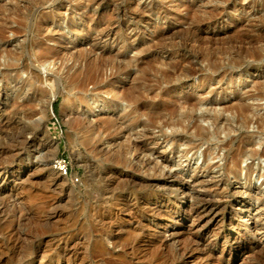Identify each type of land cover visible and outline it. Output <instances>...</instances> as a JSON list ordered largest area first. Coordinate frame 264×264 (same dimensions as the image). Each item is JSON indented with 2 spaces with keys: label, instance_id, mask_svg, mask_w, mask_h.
<instances>
[{
  "label": "rangeland",
  "instance_id": "1",
  "mask_svg": "<svg viewBox=\"0 0 264 264\" xmlns=\"http://www.w3.org/2000/svg\"><path fill=\"white\" fill-rule=\"evenodd\" d=\"M200 1L205 2V0H174L173 5H170L163 0H0V28H7L4 36L5 39L0 43V50L9 49L10 51H20L22 45L27 43L23 33L14 35L11 31L16 28L18 22H20L21 16H26L27 18L25 25H31V21L37 18L42 19L41 22L46 24L50 22L49 19H45L47 16L51 18V21L54 20L53 23L55 24L64 22V28H66L65 18L73 17L77 22V29L83 32L85 31V34H75L73 36L68 30L65 31L66 34L62 32L59 34L54 33L53 35L57 37L58 40L60 39L59 37H61L59 40L60 42L66 43L65 45H67L68 41H66V39L71 40V42L77 45L79 44V48H85L87 54L92 51V48L96 49L97 53L105 54L111 52V54L115 53V55H119V53L128 49L126 56L129 59L138 60L136 65L141 67L138 72H143L144 76L149 77L145 87L149 90L145 89L147 91V93H145V97L147 94V99H144L146 104L142 109L143 112L137 116V119L139 117L141 118V120L139 118L140 121H146L147 114L157 113L161 108L166 106L165 104L163 105L161 102L162 99L160 98L168 94L172 97L180 93L181 97L193 95L200 98L203 95L206 97L208 95L206 91L208 93V91L212 89V86L214 89H227L226 85H223V88L218 83L220 79L218 80L217 77H215L212 82L209 81L207 82L208 84L205 83L207 80L205 79L207 77L205 75L207 74L206 72H201L205 69L207 62H213L220 53H224V55H220V58L230 56L231 58H242L240 60L243 65L236 69L238 74L250 73L252 78H257L258 76L264 78V13H260L264 5V0H245V4H247L245 8H248L246 10L242 8L241 4L236 3V0H221L222 3L219 0L218 7L215 10L212 8V3L205 6L202 5V10H198V12L197 9H195V12H197L194 15L192 14L186 23L182 22L190 13V10L186 11L187 7H185V4L187 3L186 6H192L193 3L195 4ZM52 5L56 8L55 10L50 8ZM178 7L181 8L180 12H177ZM204 10H206L207 13L203 12ZM86 12L93 18L83 19V15ZM58 14L59 16L57 17ZM185 15L187 16L185 17ZM158 16L160 17L159 20L157 18ZM254 16L257 19H253ZM212 17L214 18L212 19ZM231 17L234 19H231ZM146 19H151V21L148 23ZM216 19L219 22L215 23L214 20ZM221 20L224 22L222 25L220 24V22H222ZM229 24H232V26H229ZM237 24L238 26L233 28V25ZM32 25H34V22ZM148 27L149 29H147ZM29 28H27L28 31L30 30ZM53 28L55 27L52 26L50 29L45 27L40 31H43L42 33L44 36L49 34L52 35ZM60 34H63V37L60 36ZM155 35L162 36L156 41L154 40V37H157ZM45 44L51 47L56 46L55 43L48 41H46ZM71 45L72 44H69L67 51H64L66 50L64 46L62 47L64 52L62 53V59L67 61L70 66L73 63L70 57L72 52L70 51H74L75 54H72L77 55L76 51L80 50L78 48V50H73V45ZM26 51L28 52L29 50L27 49ZM30 54L29 58L28 54H26L24 63L37 66L38 64L36 63L35 57H33L34 55L32 52ZM0 61V64L2 63L0 70L4 71V59L2 58ZM50 62L44 63L42 67H40L39 71L41 75L44 77L47 75L62 76V72L58 73V69L62 64L60 59L52 61L53 63ZM171 66H178V74H182L183 70L188 68L198 69L197 71L200 72H198L194 78L186 80V82L184 80L181 84H168V82H166L168 79L165 78V75L167 70L169 72L171 71ZM110 69L111 68H105L103 76L105 75V80L110 85L111 89L108 88V90L111 91L114 88L112 94H119L121 89H127L128 85L133 83V75L128 77L127 75H122L121 77L120 75L119 77L115 75L112 77V69ZM134 76L136 77V75ZM182 76L183 75L179 76V78H183ZM1 78L0 75V150L4 153H0V162L10 161L13 158L26 162L30 160L35 166L37 165L38 167L36 166V171L33 173L31 179H28L24 185H27L26 187H28L30 191H39L44 195L47 194V198L43 201L47 202L44 205L40 203L35 206L30 205L28 198H26L28 196L27 192H22V190L20 194L16 192V195H13L11 199L5 202L11 209L14 204L26 206L28 209V217L22 218V216H20L22 214L19 215L14 208L11 210V213L7 212L5 214H0L2 218H0V264H124L126 258L128 260H136L141 256L144 257L145 262L152 259L150 263H155L156 261L157 264H198L197 259L200 264L202 261L200 259L201 256H199V251L204 247H208L214 252L215 262L210 264H222L220 261L221 252L224 251L225 253L230 249L229 246L224 245V241L226 237H234L236 235H242L240 236L242 238L241 244L247 246L249 250L242 251V248H239V250H237L238 252L235 253L238 260H236L235 263L231 261L233 263L230 264H240L241 262L242 264H264V176L260 177L261 172L259 174L255 172L246 176L243 173L242 179L239 181L240 183L232 179V184H230L228 190L222 196L224 200L221 202L219 200V195L215 192V185H217V187L221 186V183L217 182L219 180H217V178L221 177L223 174V154H220L221 152H219L215 144H211V147H214V149L215 147L217 148L215 152L218 154V158L215 153L214 156L216 155L215 158L217 159H211L210 157V160L213 161L211 163L209 160L210 162L208 165L204 160L203 154L208 145L200 146L198 149L192 151V153H188L189 155L186 154L187 148L184 142L180 143V147L178 148L179 151L175 152L174 150H170L172 149V147H170L171 145L168 147L170 143H168V145L164 143L166 139L161 135V130H163L164 127H162L163 125L161 126L160 123V125L153 127V129H149V127L143 128L142 126L136 128L135 126L131 127L132 129L131 131L129 130V132L124 130L121 131L122 133H116L112 135L113 140L108 144V134L102 135V141L97 144V149L94 150L93 146L89 143V134L87 132L89 129L86 126L88 122L92 120L91 125L96 126V119L101 116L102 118L115 116V118H119L120 120L125 115H128L133 105H129L128 102L121 100L122 103L121 101L116 103L113 102L110 110H104V106L101 103L103 100L112 101V95H102L107 88H104L102 93L97 91L93 92L94 87L90 85L89 90L92 89V91L88 94L86 100L101 102L99 103L100 105L94 107V111L88 114L89 119L86 118L88 121L86 120L83 124H77L73 120V113H71L67 106L69 104L68 97H66L67 91L61 88V94H59L57 90H51L52 83L48 81L40 88L49 90L43 95L45 98H38V96H36L41 94L40 91L34 93L33 91H28L27 88H23L22 93L25 94V92H28V97H35V100H37L39 104L35 108L37 113H31V111L25 112L29 117L24 120L21 113L16 115L11 114V103H17L18 99H20L18 103L27 100V97L24 95L20 98L17 96V91L19 88L21 89L23 85L22 82L27 78V75L22 73L21 79L16 80L15 83H11V81L7 82L5 79ZM163 78H165V80ZM249 80L251 81L252 79ZM202 85L206 87L205 92L204 90L195 89V87ZM14 86L16 89L13 88ZM208 86L210 89H208ZM231 88L233 87L231 86ZM231 91L234 92V88L230 89L228 93H231ZM55 92H57V97L50 103L53 93ZM149 92L152 95L148 94ZM235 92L241 94L243 98H248L244 100H246V102L248 101L247 103L253 106V108L255 107V110L258 108L255 113H258L260 116L259 118L262 116L264 117V100H262V98H257L256 100L250 99L251 93L248 92V85H243L239 89L237 87ZM148 95L154 97L158 95V97H156V100H152L154 97L150 98ZM230 96L228 97L229 99L225 98V100L220 96L217 97L214 106H216L218 110L222 109L224 105L231 103L234 97L233 93ZM207 97L211 98L210 95ZM74 98L76 99V97L71 96L70 100H75ZM150 100L152 102H150ZM147 103L150 105L148 106ZM152 103L157 104V109L153 107L154 105H152ZM82 105V103L78 104L80 107H82ZM120 106L121 108H119ZM114 107L115 109H113ZM116 109L117 111H115ZM79 113L82 116L81 109ZM106 114H108V116ZM227 115L230 118L232 116L231 114ZM203 125L208 127L207 122H204ZM168 128L169 127H165L166 130H168ZM245 128L246 127L240 129L241 133H256L252 142L255 144H250L248 147L245 146L246 149H250L249 147L253 145H258L257 149L259 148V150H262L261 148L264 147V135H258L257 128L254 125L251 126V128ZM165 129L163 131L167 135L173 132L171 128H169L171 130H168V132L165 131ZM237 134L239 133H236V135ZM114 136L116 137L114 138ZM26 140H28V144L24 145ZM127 140L128 144L126 143ZM113 141L116 144H114ZM124 142L130 147L131 153L129 152L127 155L128 162H124L125 160L113 161L112 158L105 155V152H102V149H99L103 148V150L114 151L116 147ZM136 143L143 144V146H145V151L142 149L141 151L137 150L135 146ZM182 143L185 145H181ZM56 146H58L57 151L55 150ZM13 148L14 151L12 154L11 150H13ZM156 151L160 154L165 153L164 156L166 159L158 156ZM13 155L14 157H12ZM248 158L249 157L242 161V168L250 165L253 167L255 166V169L264 167L263 159L255 160ZM142 160L143 162L146 161V164H141L140 162H142ZM56 162H60L62 165L57 166ZM152 163H159V166L161 164L160 168L163 166L161 168L163 173L160 172L162 175H160V173L154 175L153 172L151 173L149 171L148 168L155 166V164L152 165ZM147 164L149 166H147ZM214 164L218 165V167L216 165L213 166ZM211 165L213 169L210 167ZM63 166L66 167L67 173H63V171L60 170V167ZM204 167L211 168L212 171L210 170L208 172L204 170ZM262 172H264V170H262ZM175 173L178 178H172L171 175H175ZM192 175H195V177H192ZM204 179L206 182L201 184ZM250 179L252 181L251 183ZM7 180H11V178H7ZM184 184H192L191 186H193L197 194L199 193L200 195L213 199L216 198L218 202L223 203V206L226 208L228 207L230 211L235 209L233 212H235L236 215L234 217L230 215H226V217L220 215L217 220L212 221L204 226V228H202V223L196 224L194 227H189L191 223L187 220H183L179 215L174 216L168 221L165 215H163L165 207H175L179 212H183L188 206L187 196L183 194V191L186 189ZM172 185L175 186V188L173 186L175 192L169 193L170 190L168 191L169 187L167 188V186ZM11 187L4 188V190H10ZM248 188H251L250 190L252 192L248 191L246 195L244 193ZM237 192H242V196L240 195L238 198L239 200L232 198ZM157 196H159L157 201H154L153 199ZM225 197H227V199ZM231 198L233 206L236 207L234 209H232L231 204L228 203ZM242 202L246 203L244 208L241 207ZM146 203L152 206H160L163 204V213H161L162 209H160L157 215L152 216ZM237 206L240 208H237ZM8 217L11 218V221H8L10 220ZM222 220H224V223L221 222ZM232 220L239 221L244 225L242 224L238 229L229 228L227 223ZM157 223L160 224V227L157 226ZM144 224L150 226L145 232L142 230ZM178 226L184 229V235L182 236L181 233L179 237H174V229H177ZM218 227L225 229V235H214V230L216 229L217 231ZM196 231H199L198 233L200 234L197 235L198 233ZM143 232L146 233V235H156V233L157 236L166 235L164 240L167 242L163 240V243L165 242L166 245L161 248L153 244H151V246L147 245L145 241H143ZM152 232L155 233L153 234ZM173 237L175 240L177 239L178 242L177 240L175 241ZM187 238H189V240L190 238H197L201 244L200 249L196 250L193 248V251H196L193 253ZM10 239L11 255L6 251ZM62 239L65 240L66 246H64L65 243ZM13 243L17 248L15 247L12 249L14 246ZM182 243H185L186 249H184ZM60 244L63 247H61ZM99 247L103 250H100ZM123 247L125 250H123ZM132 247H135L134 249L136 250ZM139 247H144L145 250L144 248L142 249L145 252ZM152 247H154V250ZM20 248L21 250H19ZM64 248H68L71 254L68 255L63 253ZM188 248L190 250H187ZM137 250L139 253L136 252ZM156 250L157 252H155ZM126 251H128V253H126ZM130 251L131 253H129ZM134 251L136 253H134ZM146 253L149 256H147ZM163 253H167L166 257ZM150 255L152 258H150ZM69 256L70 258H68ZM203 263L207 264L205 261L202 262V264Z\"/></svg>",
  "mask_w": 264,
  "mask_h": 264
},
{
  "label": "bare ground",
  "instance_id": "2",
  "mask_svg": "<svg viewBox=\"0 0 264 264\" xmlns=\"http://www.w3.org/2000/svg\"><path fill=\"white\" fill-rule=\"evenodd\" d=\"M163 1L165 3H167V4H170V5H173V3H174V0H163ZM218 2H219V0H205V2L204 1H202V2L200 1V2H196L195 4L193 3L192 6H186L187 3L186 4L183 3V4H185V7H187L186 8L187 10L186 9L185 10L186 11L190 10V13L189 14L187 13L189 16L186 19L182 20V22L186 23L188 21V19L192 16V14L194 15L198 10H202L201 9L202 5L205 6V5H208V4L212 3L213 4L212 8H213V10H215L218 7L217 6ZM220 2H221V0H220ZM236 3L241 4L242 8H244V10L248 9V8H245L246 7L245 5H247V4H245V0L244 1L243 0H236ZM223 4H225V3H223ZM248 6H249V4H248ZM180 7H181V5H180ZM262 7L263 8L260 10V13H264V5ZM50 8H52L53 10L56 9L53 5ZM180 9L181 8L178 7V9H177L178 11L177 10L176 11L180 12L181 11ZM195 9H197L196 12H195ZM203 12L207 13L206 10H204ZM203 12H201V13H203ZM210 12H212V11H210ZM181 13H183V12H181ZM58 16H59V14L57 15V17ZM83 16H84L83 19H92L93 18L87 12ZM186 16L187 15H185V17ZM157 18L159 20L160 17L158 16ZM213 18L214 17H212V19ZM217 18H218V16H217ZM254 18H255V16L253 17V19ZM45 19H49L50 22H47L46 24H44V23L41 22L42 19L37 18L34 21H31L32 23L34 22V25H32V23H31V25H29V24L25 25V22H27V18H26V16H24V17L21 16L20 22H18L16 28H14L11 31L13 32L14 35L15 34L18 35V34L23 33L25 35V37H26L27 43L25 45H22L20 51H12V50L10 51L9 49L8 50H3V51L0 50V60L2 58L4 59V65L3 66L5 67L4 71L0 70V75L2 77L1 79H5V81H7V82L11 81V83H15L16 80L21 79L22 73L27 75V78L25 80H23V82H22L23 85H22L21 89L19 88V90L17 91V96H19L18 98H20V97H22L24 95V96L27 97V100L23 101L22 103H20V102L18 103V100L20 101V99H18V100L16 99L17 103L13 104V102H12L11 103V114H15L16 115V114H20L21 113L22 117L24 118V120L28 119L29 116H27L25 112H27V111H31V113L36 112L35 108L39 104H38V101L35 100V97H31V98L28 97L29 96L28 92H25V94L22 93L23 88H27L28 91H33L34 93H36L37 91H40L41 92L40 95H36V94L35 95L38 96V98L39 97L43 98L44 97L43 95L46 92H48L49 90H47L45 88L44 89H40V88H41L42 85L46 84L45 82L51 81V83H52V88H50L51 90L52 89H53V91L57 90L59 94H61V88H63L65 91H67V95L65 94L66 97H68V100H69V104L67 106H68V109H70L71 113H73V118H74L73 120L77 124H83L87 120L86 118H88V114L91 113V111H94V107H97V105H100L99 103L101 102V101L99 102V101H92V100L91 101H87L88 99L86 100V97L92 91V89L89 90V86L93 85V87H94L93 92L97 91L99 93H102L104 88H107L106 91L102 93V95H104V94L112 95V101H107V100L101 99V100H103V102L101 104L104 106V110L105 109L106 110L107 109L110 110L112 108V103L113 102L116 103V102L121 101V100H123L124 102L125 101L128 102L129 105H133V108L128 113V115H125L120 120H119V118H115V116H110V117H106V118H102V116H101L100 118L96 119L97 125L96 126H92L91 125L92 120L90 119L91 122L89 121L88 125H86V126L89 129V130L87 129L88 130L87 132L89 134V143L93 146L94 150L97 149V144L102 141V135L104 136L105 134L106 135L108 134V136H107L108 139H109V142H107V144H108V143H111V140H113L112 135H114L116 133L117 134L118 133H122L121 131H124V130H127V132H129V130L131 131V129H132L131 127H135L136 126V128H137L139 126H142L143 128L144 127H149V129L150 128L153 129V127H156L157 125H160V123H161V126L163 125L162 127H164L163 130L165 129V127H169V128H171L173 130V132L170 135H167L163 130H161L162 131L161 132L162 133L161 134L162 137H164V139H166L165 141H167V142L164 141V143H167V145H168V143H170L168 145V147L170 145H171L170 147H172V149H170V150H174L175 152L179 151L178 148L180 147V143L181 142H184L186 144V146H185L187 148V151H186L187 153L186 154L192 153V151H194L195 149H198L200 146L208 145L207 149L205 147V149H206V150H204L205 153H203L204 154V160L206 161L207 164L211 161L210 157H211V159L212 158L213 159H217L218 158V154L215 152L217 148L219 149V152H221L220 154H223V157H222L223 174H222L221 177L217 178V180L219 179L217 182L221 183V186L217 187V185H215V187H216L215 192L219 195V200L221 202L224 200L223 199L224 197H222V196L228 190L230 184H232L231 183L232 179H235V181L238 183L242 179L243 173L246 176V175H249V174H252V173H255V172H258V174L261 172L260 177L264 176V172H262V170H264L263 169L264 167L263 168L261 167L259 169H255V166L253 167L252 165L247 166L245 168L241 167L242 161L245 158H247V157H249L248 159L252 158V159H255V160H257V159L258 160L259 159H263L264 160V147L261 148L262 150H259V148L257 149L258 145L257 146L253 145V146L249 147L250 149H246V147H245V146L248 147L250 144H255V143H252V142L254 140V135L256 133H253V132H251V133L250 132L241 133V130H240L243 127H246V128L250 127L251 128V126L254 125L257 128L258 135L259 134L264 135V117L262 116L261 118H259L260 116L258 115V113H255V112H257L258 108H256L257 110H255L254 109L255 107L253 108V106H251V105H249V103H247L248 101L246 102V100H244V99H248V98H243L241 96V94L235 92L237 87L239 89L243 85L244 86L248 85V92L251 93V96H250L251 98L250 99L256 100L257 98L258 99L262 98V100H264V78L261 77V76H258L257 78H252V75L250 73H248V74H238L236 72V69H238L239 67H241L243 65L241 63L242 61L240 60L242 58L239 59L238 57H235L236 58L235 59V58H231V56L230 57L220 58L222 56V54L224 55V53H220L219 56H217L214 59L213 62H209L208 61L205 69H203L201 71V72H206V74H207V75H205V76H207L205 78V79H207L205 81V83H207L209 81L212 82V80L215 77H217L218 80L220 79L218 81V83L222 87H223V85L224 86L226 85L227 89H224V90L214 89V87L210 84L212 86L211 87L212 89H210V87L208 86L209 87L208 89H210L209 90L210 92L208 91V93H207V91H206V94L210 95L211 98L207 97L208 95L206 97H204V95H203L200 98L195 97L193 95H191V96L188 95V96L181 97L180 93L178 95L172 97L170 94L167 93L168 94L167 96L160 98V99H162L161 102L163 103V105L165 104L166 106L161 108L157 113L147 114V117L144 115L147 118V120L146 121L145 120L144 121H140L141 118L139 117L140 118V120H139V118L137 119V116L140 115V113L143 112L142 109L145 107V104H146L144 102V99H147V94H146V97H145V93H147L146 90H148V89H146L145 87L147 85L149 77L148 76H144L143 72H141V73L138 72L140 70V68H141L139 65H136L138 60L137 59H129L126 56L128 49L122 51L121 53L118 52L119 55H115V53L111 54V52L110 53L108 52V53H105V54L97 53L96 49L92 48V51L89 54H87V50L85 48H83V47L79 48V46H80L79 44L77 45L74 42H71V40H67L66 39V41H68V43H67L68 46H67V45H65L66 43H62V42L59 41L61 39V37H59L60 39L58 40L57 37H55L53 35L54 33H58L59 34L61 32L64 34L66 30H68V32H71V35L73 34V36L75 34H78V35L85 34V31L83 32V31L77 29L78 25H77V22L75 21V18H73V17H70V18L66 17L65 18V21H66L65 22L66 23L65 26H66V28L63 27V23L64 22L60 23V24H57V23L55 24V23H53L54 20L51 21V18L46 16ZM212 19H211V21H212ZM231 19H234V18L231 17ZM255 19H257V18H255ZM146 20H147L148 23H149V21H151V19H146ZM208 21L210 22L209 19H208ZM214 22L216 23V22H219V21H217V19H216V20H214ZM223 23H224L223 21L220 22L221 25ZM51 25L53 27H55V28H53L52 35L49 34V35L44 36L43 33H42L43 31H40V30L44 29L45 27H48L50 29L52 27ZM29 26H30V28H29ZM229 26H232V24H229ZM236 26H238V24L237 25H233V28L236 27ZM27 28H29L30 30L28 31ZM6 29L7 28H5V27H3V28L1 27L0 28V43H1V41H3L5 39L4 36L6 34ZM147 29H149V27ZM63 34H60V36L63 37ZM155 36H157V35H155ZM161 36L158 35L156 38L154 37V40L157 41V39H159ZM64 38H65V36H64ZM46 41L51 42V43H55L56 46H52V47L51 46H47L45 44ZM78 42H79V40H78ZM153 42H155V41H153ZM69 44L73 45V46L71 45L73 50L77 49V48L80 49V50L77 49L78 50V51H76L77 55H74L75 54L74 51H70V52L74 53V54H72V53L70 54V57L73 60V63H72L71 66L68 65L67 61L62 59V53H64L63 50H62V47L64 46L65 49H66L64 51H67V48L69 47ZM82 46H84V45H82ZM27 49L29 50L28 52L26 51ZM31 52L34 55L33 57H35L36 63L38 64L37 66L27 65V64L24 63V58H25L26 54H28V58H29L30 55H31L30 54ZM67 55H68V52H67ZM71 58H69V59H71ZM58 59H60V62L62 63L61 67L58 69V73L62 72V76L63 77L62 76H58V75H55V76L47 75L46 77H44L43 75H41L39 70H40V67H42V65L44 63L46 64L47 62L49 63L50 61L52 62V61H56ZM185 60H187V59H185ZM1 64H0V66H1ZM105 68H111L112 69V74H111L112 77H114L115 75H116V77H119V75H120V77L122 75L123 76L127 75V77L133 75L132 78H134V81H133L132 84H129L128 87L126 86L127 89L125 88L124 90L123 89L120 90V88H119V90H120L119 94H112V90L114 88L111 91L108 90V88H110V85L106 82L105 77H104L105 75L103 76V74H104L103 71H104ZM197 70H195L193 68H188V69H184L182 74H178V66H171V71L169 72L167 70L166 71V75H165L166 77L165 76L164 77L166 79H168V81L166 80V82H168V84L178 85L179 83L181 84L184 80L186 82V80L194 78L198 74V72H200V71H197ZM134 75H136L137 78ZM181 75H183L182 76L183 78H179V76H181ZM127 77H126V79H127ZM165 78H163V79L165 80ZM112 79H114V78H112ZM249 79H252V80L250 81ZM116 82H113V83H116ZM231 86L234 88V92L231 91V93H228V91L230 89H233V88H231ZM13 88L16 89L15 86ZM205 88L206 87L203 86V85L195 87L196 90H204V92L206 90ZM232 93H233L234 97L232 96L233 99H232L230 104L224 105V107H222V109H219V110L216 108V106H214V103H215V100H216L217 97L220 96V97H222V99L225 100V98H228L230 95H232ZM148 94H151V93L149 92ZM35 95H33V96H35ZM173 95H175V94H173ZM71 96L76 97V99L74 98L75 100H70ZM160 96H162V95H160ZM12 97H14V96H12ZM56 97H57V92L53 93V97L51 98V100H50L51 102L50 103H52L55 100ZM149 97L152 98L154 96H149ZM156 97H158V95ZM156 97H154L152 100H154V99L156 100ZM202 97H204V98H202ZM230 98H231V96H230ZM158 100H159V98H158ZM147 101H149V100H147ZM150 102H152V101L150 100ZM79 103L83 104L82 107L78 106ZM121 103H122V101H121ZM147 105H148V103H147ZM152 105H154L153 107L155 109H157V107H158V106L156 107L157 104H153L152 103ZM152 105H151V107H152ZM115 107L113 109H115ZM119 108H121V106ZM203 108H205V109H203ZM80 109L82 110V116L79 113ZM123 109H124V107H123ZM115 111H117V109ZM51 112H52V109H51ZM227 114H231L232 115V116L230 115L231 118ZM106 115L108 116V114H106ZM117 117H119V116H117ZM204 122H207L208 127H205L203 125ZM208 123H210V124H208ZM205 125H206V123H205ZM238 127H240V128H238ZM169 128H168V130H171ZM168 130L165 129V131H167V132H168ZM248 130H250V129H248ZM236 133H239V134L236 135ZM145 134H147V133H145ZM146 136H148V135H146ZM115 137L116 136H114V138ZM157 138H158V136H157ZM114 140H116V139H114ZM21 141H23V140H21ZM113 143H114V141H113ZM124 143L123 144L121 143L118 147L115 146L116 148H115L114 151L112 150L113 152L112 151H107L106 149L103 150V148H99V149H102V152H105V155H108L110 158L113 159V161H116V160L117 161H124L125 160L124 162H128L127 155L130 152V147L127 145L128 144V140L126 141L127 144L126 143L124 144ZM25 144H28V140H26L24 142V145ZM114 144H116V143H114ZM185 144L182 143L181 145H185ZM211 144H215L217 148L215 147V149H214V147H211L212 146ZM135 146H136L137 150L141 151V149H142L143 151H145V148H144L145 146H143V144L136 143ZM164 146H165V144H164ZM101 147H103V146H101ZM55 150L56 151L58 150V146H56ZM166 150H168V149H166ZM13 151H14V148H13V150H11L12 154H13ZM0 153H4V152H1V150H0ZM156 153L161 158L166 159V157L164 156L165 153L164 154L163 153L160 154L158 151H156ZM215 153L217 154V158H215L216 155L214 156ZM12 157H14V155ZM29 161L26 162L24 160H16V159L12 158V160H10V161H6V162H3V163L0 162V214H5L7 212L11 213V210L14 208V210H16L17 213H19V215L22 214V215H20V216H22V218L23 217L24 218L28 217V211H27L28 209L26 208V206H24L22 204H19V206L14 204L15 206L13 205L12 209H11V207L5 203L7 200L11 199L13 195H16V192H19L17 194H20L21 190H22V192H24V191L27 192L28 196L26 198H28V201H29L30 205H34L35 206V205H37L39 203L43 204V205L46 204L47 201H45V202H43V201H44V199L47 198V196H46L47 194L44 195L43 193H40L39 191L38 192H33V190L30 191V189L28 187H26L27 185H24L27 182L28 179L29 180L31 179L33 173L36 171V166L37 165L35 166V164H33L32 161H30V162ZM212 161H211V163H212ZM145 162L146 161L143 162V160H142V162H140V163L144 165V164H146ZM155 162H157V161H155ZM154 164L155 163H152V165H154ZM163 164H165V163H163ZM207 164H205V165H207ZM56 165L57 166H61L62 164L60 162L59 163L56 162ZM215 165L216 164H214L213 166H215ZM147 166H149V165L147 164ZM160 166H161V164H160ZM160 166H159V163H157V164H155L154 167L151 166L152 168H148V169H149V171L151 173L153 172L154 175H156V174H158L160 172L163 173L162 172L163 170L161 169L163 166L161 168H160ZM216 166L218 167V165H216ZM210 167L212 168V165ZM211 168H208V167L205 168L204 167V170L209 172L211 170ZM161 173H160V175H162ZM170 174H168V175H170ZM190 174H191V172H190ZM171 176H172V178H178L176 173H175V175H171ZM193 176L195 177V175H192V177ZM7 178H11V180H7ZM245 179H246V177H245ZM214 180H216V179H214ZM204 182H206L205 179L203 180V182H201V184L204 183ZM209 182H211V181H209ZM251 182L252 181L250 179V183ZM11 184H13V185H11ZM191 185H189V184L185 185L184 184L186 189H185V191H183L184 192L183 194L187 196L188 206L183 212H179L175 207L168 206V207H165V212L163 213V208H164V206H162L163 204L160 205V206L159 205L158 206H155V205L152 206L149 203H146L147 207H149V210H150L149 212H151L152 216H153V215H157V212L160 211V209H162L161 213H163V215H165V218L168 219V221L171 220L174 216L179 215L180 217L183 218V220H187L189 223H191L189 227H194V225L202 223L203 224L202 228H204V226L208 225L212 221L217 220L220 217V215H223L225 217H226V215H230L231 217L232 216L234 217L236 215L235 212H233L235 210L234 208H236V207H234L233 204H232V198L233 199H238L242 192L241 193L240 192L239 193L238 192L235 193L234 196L231 199H229L230 201L228 203H230L231 206H232V209H234V210L230 211L228 207L226 208L225 206H223L224 204L218 202L216 200V198L213 199V198H210V197H206V196L200 195L199 193L198 194L195 193L196 190L194 191V188ZM9 186L10 187L12 186L10 188V190L8 189L9 191L6 190V189L4 190V188H8ZM173 186L174 185L167 186V188L169 187L168 191L170 190L169 193L175 192L173 190ZM174 188H175V186H174ZM251 188L246 189V191L244 190L245 191L244 194L247 195L248 191H251L250 190ZM176 191H177V189H176ZM228 193H230V192H228ZM159 196L155 197V199H153V200L157 201V198ZM227 197H225V198L227 199ZM23 202H24V200H23ZM245 205H246V203H244V202L241 203V207L242 208H244ZM238 207L239 206H237V208ZM248 208H250V207H248ZM41 209H42V207H41ZM15 212H13V213H15ZM17 213H16V215H17ZM8 218H10V217H8ZM20 220H21V218H20ZM260 220H261V217H260ZM8 221H11V218ZM223 221L224 220H222L221 222L224 223ZM157 224H158L157 226L160 227V224L159 223H157ZM242 224L239 221H234V220H232V221L227 223L229 228L231 227L232 229H238L239 227L242 226ZM169 225H170V223H169ZM142 228H143L142 230H144V232H145V230L149 229L150 226L144 224V226H142ZM151 228H152V226H151ZM148 231H147V233H148ZM183 231H184V229H182L180 226H178L177 229L176 228L174 229V232H175V233L173 232L174 233V237L175 236L179 237L181 235V233H182V236H183L184 235ZM214 231H215V234H214L215 236L220 235V234L222 235V234L225 233V229L224 228L222 229V228H219V227H218L217 231H216V229ZM199 234L200 233H198L197 235H199ZM158 236H157V233H156V235L155 234L154 235H151V234H147L146 235V233H144L143 241H145V243L147 245H150V246H151V244H153V245H156V246H158L160 248L164 247V245H166V243L165 242L163 243V240H164V238H166L165 237L166 235L165 236L158 235ZM171 236H172V234H171ZM240 236H242V235H240ZM240 236L236 235L234 237H226V239L224 241V245L225 246H229L230 249L227 250L225 253H224V251L221 252L222 253L221 257L222 258L220 257V259H221L220 261L222 262V264H230V263H233V262L235 263V261L238 260L236 254H235V253L238 252L237 250H239V248H242V251H245V250L248 249L247 246H244V245L241 244L242 238ZM174 237H173V239H174ZM149 238H151V239H149ZM187 239L189 240V238H187ZM64 241L65 240H63V242ZM164 241H166V240H164ZM179 241H180V238H179ZM177 242H178V240H177ZM8 243L9 244H8V247H7L6 251H7V253H9V255H11V239L8 241ZM189 243H190L189 245L192 248V251H193V248L198 250L201 247L200 246L201 244H200V242H199V240L197 238L196 239L190 238ZM64 246H66V243H65ZM127 246H129V245H127ZM15 247H16V245L14 244L12 249H14ZM61 247H63V246L61 245ZM144 247H142V248H144ZM185 247H186V245H184V249H186ZM139 248H141V247H139ZM139 248H138V250H139ZM152 248L154 250V247H152ZM201 249L202 250L199 251V253H200L199 256H201V258H200L201 261L202 262L205 261L207 264L214 263L215 262L214 261L215 260V255L213 254L214 252L211 249H209L208 247H206V248L204 247V248H201ZM19 250H21V248ZM100 250H103V249L100 248ZM123 250H125L124 247H123ZM134 250H136V249H134ZM138 250L136 252L139 253ZM144 250H145V248H144ZM144 250H143V252H145ZM150 250H151V248H150ZM187 250H190V249L188 248ZM187 250H183V251H187ZM1 251H3V250H1ZM39 251H40V249H39ZM60 251H61V248H60ZM136 252L134 251V253H136ZM155 252H157V250ZM194 252H196V251H193V253ZM63 253H66L68 255L71 254L69 252L68 248H64ZM126 253H128V251H126ZM129 253H131V251ZM166 254H164L165 257H166ZM125 256H123V257H125ZM132 256L133 255L131 254V257ZM147 256H149V255L147 254ZM141 257L137 258L136 260H131V259L128 260L126 258L125 259L126 261L124 262V264H147L148 261H149L148 264H155L156 263V261H155V263H153V262L150 263V261L152 259L148 260L147 262H145L144 257H142V258ZM68 258H70V256ZM150 258H152V256ZM168 259H170V258H168ZM197 261H195V262H197L199 264V260L198 259H197ZM231 261H233V262H231ZM202 262L200 264H202ZM9 263H11V262H9ZM161 264H163V263H161ZM203 264H205V263H203ZM240 264H242V262Z\"/></svg>",
  "mask_w": 264,
  "mask_h": 264
},
{
  "label": "built area",
  "instance_id": "3",
  "mask_svg": "<svg viewBox=\"0 0 264 264\" xmlns=\"http://www.w3.org/2000/svg\"><path fill=\"white\" fill-rule=\"evenodd\" d=\"M61 171H63V173H67L66 167H60Z\"/></svg>",
  "mask_w": 264,
  "mask_h": 264
}]
</instances>
